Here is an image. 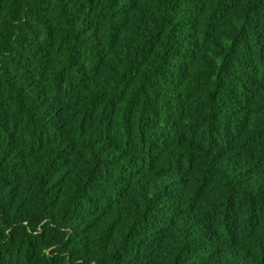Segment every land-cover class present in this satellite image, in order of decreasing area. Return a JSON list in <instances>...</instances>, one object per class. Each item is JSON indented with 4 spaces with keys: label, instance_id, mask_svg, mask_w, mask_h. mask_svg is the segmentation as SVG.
Wrapping results in <instances>:
<instances>
[{
    "label": "trees",
    "instance_id": "trees-1",
    "mask_svg": "<svg viewBox=\"0 0 264 264\" xmlns=\"http://www.w3.org/2000/svg\"><path fill=\"white\" fill-rule=\"evenodd\" d=\"M0 264H264V0H0Z\"/></svg>",
    "mask_w": 264,
    "mask_h": 264
}]
</instances>
